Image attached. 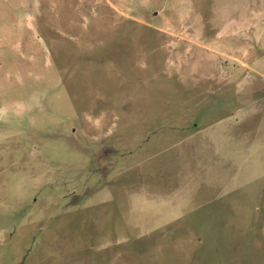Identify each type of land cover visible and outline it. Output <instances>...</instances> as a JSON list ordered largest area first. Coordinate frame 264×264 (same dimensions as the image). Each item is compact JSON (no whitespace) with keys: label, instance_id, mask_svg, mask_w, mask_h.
I'll use <instances>...</instances> for the list:
<instances>
[{"label":"rangeland","instance_id":"1","mask_svg":"<svg viewBox=\"0 0 264 264\" xmlns=\"http://www.w3.org/2000/svg\"><path fill=\"white\" fill-rule=\"evenodd\" d=\"M0 264H264V0H0Z\"/></svg>","mask_w":264,"mask_h":264}]
</instances>
